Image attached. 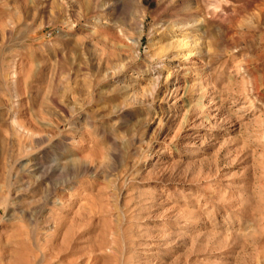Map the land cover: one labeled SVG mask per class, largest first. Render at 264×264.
Returning a JSON list of instances; mask_svg holds the SVG:
<instances>
[{"label":"rangeland","instance_id":"374dc122","mask_svg":"<svg viewBox=\"0 0 264 264\" xmlns=\"http://www.w3.org/2000/svg\"><path fill=\"white\" fill-rule=\"evenodd\" d=\"M0 264H264V0H0Z\"/></svg>","mask_w":264,"mask_h":264},{"label":"bare ground","instance_id":"6f19581e","mask_svg":"<svg viewBox=\"0 0 264 264\" xmlns=\"http://www.w3.org/2000/svg\"><path fill=\"white\" fill-rule=\"evenodd\" d=\"M198 101H199V100H198ZM198 101H197V102H198ZM194 154H196V152H195L194 150H190V152L187 154V156H192V155H194ZM153 157H154V154H153L152 156H150L148 162L151 161V160L153 159Z\"/></svg>","mask_w":264,"mask_h":264}]
</instances>
